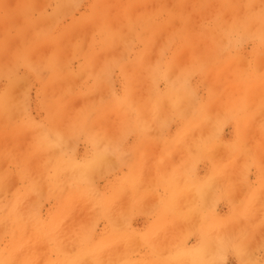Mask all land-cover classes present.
I'll return each instance as SVG.
<instances>
[{
  "label": "rangeland",
  "instance_id": "obj_1",
  "mask_svg": "<svg viewBox=\"0 0 264 264\" xmlns=\"http://www.w3.org/2000/svg\"><path fill=\"white\" fill-rule=\"evenodd\" d=\"M12 1L0 0L6 264H91L97 256L116 262L121 239L94 247L90 240L107 229V208L122 187L135 198L128 226L134 264H144L138 259L162 241L181 252L178 264H200L202 242L191 245L206 227L210 245L218 244L210 246L217 250L209 251L210 264H264V0ZM202 177L210 204L216 207L217 194L226 201L224 216L201 215L200 204L188 202L189 213L200 215L178 219L184 222L174 242L169 219L153 211L146 223H134V209L172 180L188 182L179 195L202 198ZM232 194L241 201L228 212ZM148 222V236L132 233ZM48 230L60 237L50 246Z\"/></svg>",
  "mask_w": 264,
  "mask_h": 264
},
{
  "label": "crops",
  "instance_id": "obj_2",
  "mask_svg": "<svg viewBox=\"0 0 264 264\" xmlns=\"http://www.w3.org/2000/svg\"><path fill=\"white\" fill-rule=\"evenodd\" d=\"M204 175V174H203ZM205 180L206 179H203L202 178V182H203V185H202V188H203V197L202 198H194L193 199V197H191V196H188L187 197V199H189V200H187L186 199V197L185 196H181L180 195V197H179V204H180V207H178V205H177V201H176V199L178 198V196H176V195H179V189H178V187H180V184L178 183V185L179 186H176L177 188L176 189H178V191L177 190H175V183L177 182H175V180H172V182H171V184H167V185H162L161 187H160V189L159 190H157V194H156V196H154L155 198H153L154 200H152V199H147V200H150V201H145V203L143 204V205H141L140 207H138V208H136V209H134V213L132 214L133 216H135L136 217V220H135V224L136 223H138L139 221H141V223H146V221H149L148 220V218L150 217V214H149V212L150 211H153V213H154V216H158L159 218H160V220L162 221L163 219H169L168 221H169V225H170V232H169V234L171 235V240L173 239V242H174V240H175V238H174V236H176L175 234H177V230L179 229V228H177L178 226H181L182 224L181 223H179V221H178V219L179 218H185V217H198L197 216V214H193L192 213V215L189 213L191 210H188V209H190L189 208V206L187 205L188 203L187 202H191V201H193V203H197L198 202V204H200V205H198V207H199V210H201V212H202V215H205V214H208V216H210V214L209 213H212L213 215L212 216H214V215H216V217H219V216H224L225 214H223V212H226L225 211V209H226V205H225V203H226V201L223 199H220V197L221 196H218V195H215V197H213L214 199H213V204L216 206V207H214V206H212L211 204H210V194L209 193H204V189H206V183H205ZM111 182V181H110ZM114 182V181H113ZM111 182V184H112V186H117L116 184V182ZM175 182V183H174ZM208 186V185H207ZM124 189V188H123ZM124 191L125 190H123V194L121 195L122 196V199L124 198V196L126 197V198H128V196H126V195H124ZM177 191V192H176ZM217 196V197H216ZM174 197H176L175 198V200L173 199ZM182 197L187 201H184L183 199H182ZM191 197V198H190ZM118 198V197H117ZM217 198V199H216ZM241 196H239V195H230V197H229V200H228V202H229V206H227L228 207V212L231 210V212L233 211V209H235V206H236V202H239V201H241ZM121 198H119V200H120ZM129 199V198H128ZM127 199V200H128ZM192 199V200H191ZM197 199V200H196ZM118 200V201H119ZM127 200H124V201H126V202H123V200H121V204H123V205H126V207L125 206H123V205H121L120 204V202H117L116 200L115 201H112V203H118V204H113V210H111V211H109V206H108V208H107V212H109L108 213V217L110 218L111 217V224H110V222L108 223V226H107V229H99V230H97L96 232H95V234H94V236H93V239H92V243H91V245L94 247V245L95 246H98L99 244H100V240H102V239H104V238H106V240H108V239H112V240H114L113 242H115L116 240H117V242H119L118 240L119 239H121V256H122V258L120 257L119 258V260H117L116 262H114V263H112V264H125V263H127V264H129V263H133V262H131V259H130V257H127V256H129V248H127V247H129V237H130V229H129V220H127V219H129V217H127L128 215L130 216V212H131V210L130 209H128L127 207H130V206H127L128 204V202L130 203V201H128L127 202ZM156 200V201H155ZM176 201V202H173V203H171V201ZM181 200L184 202L183 204H181L182 202H181ZM155 201V203H153ZM222 201V202H221ZM181 202V203H180ZM186 202V203H185ZM125 203V204H124ZM174 203H175V205L178 207H176V206H174ZM120 204V205H119ZM131 204V203H130ZM129 204V205H130ZM185 204H186V206H185ZM153 205V206H152ZM181 205L182 206H184V207H181ZM163 206H164V208H163ZM175 207H176V209H175ZM124 208V209H123ZM181 208H182V210L184 209L185 211H182L181 210ZM128 210V211H126V210ZM173 209H175V211L173 210ZM178 209L180 210L179 212H178ZM123 210H125V211H123ZM122 211V212H121ZM173 211V212H172ZM176 211H177V213H176ZM111 212H113V214H111ZM127 212V213H126ZM157 212H158V215H157ZM184 213V214H182V213ZM192 212V211H191ZM173 213V214H172ZM111 214V215H110ZM176 215V216H175ZM187 215V216H186ZM112 216H114V218H112ZM123 216L125 217V220H121V219H123ZM179 216V217H178ZM117 218V221H118V223L119 222H121L120 224H123V225H119L118 223H117V221H116V218ZM126 217H127V219H126ZM177 217V220L176 221H174L173 219H175ZM119 218H121V219H119ZM115 219V220H114ZM127 220V221H126ZM122 221H124V222H122ZM127 223H126V222ZM175 222V223H174ZM113 224V225H112ZM149 224V222L147 223V226L146 225H143L142 226V228L140 227V226H138V228L137 229H132V233H134V234H143V235H145V236H148L149 234H150V232H151V230H153V229H149L148 228V225ZM115 225H116V227H115ZM120 227H121V229H120ZM146 227V228H145ZM172 228V229H171ZM174 228V229H173ZM177 228V229H176ZM122 229H124L123 231H122ZM133 230H134V232H133ZM203 230V234H202V237L199 239V237H195V242L191 245L193 248H194V246H195V243H197V242H199L200 240H201V242H202V244H201V246H202V252H203V254H204V257H202V260H201V262H200V264H203L205 261H208V262H205L206 264H210L209 263V259H208V257H206V252L208 251V248H207V246L208 247H210V239H211V237H209V235H210V233H209V227L207 228L206 227V229H202ZM127 231V232H126ZM120 232V233H119ZM105 233V234H104ZM122 234H123V236H122ZM125 234V235H124ZM51 236V237H50ZM97 236V237H96ZM211 236V235H210ZM49 237L51 238V239H53V237L54 236H52V234H51V232H50V230H48V236H47V239H48V245L50 246V242L49 241H51L50 239H49ZM124 237H126V239L124 238ZM199 239V240H198ZM204 242H203V241ZM116 242V243H117ZM123 242V243H122ZM206 242V243H205ZM209 242V243H208ZM126 243V244H125ZM172 243V242H171ZM61 244L62 245H64L65 244V242H63V241H61ZM164 245V246H163ZM160 244L159 245V247H154L153 249H154V251H148V250H146L145 251V253H144V256L141 258V259H139V260H142L143 261V263L144 264H178V260H177V257H175L176 255H177V250H175L176 248H175V245L174 244H172L171 246L173 247H167L165 244ZM163 247H165V248H163ZM195 247H197V246H195ZM205 247V248H204ZM162 248V249H161ZM204 248V249H203ZM117 249H119V248H117ZM128 249V250H127ZM160 249V250H159ZM107 250H108V248H107ZM112 250H113V248H112ZM162 250V251H161ZM206 250V251H205ZM173 251V252H172ZM124 252V253H123ZM171 252V253H170ZM209 252V251H208ZM166 253V254H165ZM176 253V254H175ZM123 254H124V256H123ZM149 254V255H148ZM153 254V255H152ZM173 254V255H172ZM175 254V255H174ZM152 255V256H151ZM207 255H208V253H207ZM169 256V257H168ZM171 257V259H169ZM123 258H124V260H123ZM126 258V259H125ZM152 259V260H151ZM60 260V259H59ZM96 261L94 262V263H92V264H111V262H110V259L107 257V256H105V257H103V261H99V259L96 257V259H95ZM126 260H128V261H126ZM176 260V261H175ZM61 261V260H60ZM110 263H109V262ZM203 261V262H202ZM103 262V263H102ZM169 262V263H168ZM204 263V264H205ZM218 263H220V262H218ZM221 264V263H220Z\"/></svg>",
  "mask_w": 264,
  "mask_h": 264
},
{
  "label": "bare ground",
  "instance_id": "obj_3",
  "mask_svg": "<svg viewBox=\"0 0 264 264\" xmlns=\"http://www.w3.org/2000/svg\"><path fill=\"white\" fill-rule=\"evenodd\" d=\"M11 1H12V0H10V2H11ZM13 1H14V0H13ZM13 1H12V2H13ZM186 9H187V8H186ZM6 13H7V12H6ZM53 13H54V12H53ZM169 14H170V13H169ZM143 16H144V15H143ZM177 18H178V17H177ZM195 18H196V17H195ZM173 19H174V18H173ZM158 20H160V19H158ZM208 20H209V19H208ZM171 21H172V20H171ZM177 21H178V20H177ZM159 23H160V22H159ZM157 24H158V23H157ZM58 25H59V24H58ZM160 25H161V24H160ZM160 25H159V28H160ZM167 25H168V24H167ZM157 26H158V25H157ZM151 28H152V27H151ZM148 29H149V28H148ZM145 31H146V30H145ZM200 31H201V30H200ZM149 32H150V31H149ZM263 33H264V32H263ZM140 37H141V36H140ZM141 38H142V37H141ZM172 38H173V37H172ZM145 39H146V38H145ZM143 40H144V39H143ZM144 41H145V40H144ZM171 43H172V42H171ZM197 57H198V56H197ZM195 59H196V58H195ZM86 60H87V59H86ZM167 63H168V62H167ZM82 64H83V63H82ZM234 64H235V63H234ZM211 66H212V65H211ZM72 67H73V66H72ZM210 68H211V67H210ZM206 72H207V71H206ZM258 72H259V71H258ZM178 73H179V72H178ZM205 74H206V73H205ZM159 78H160V77H159ZM83 79H84V78H83ZM111 81H113V80H111ZM236 82H238V81H236ZM227 83H228V82H227ZM244 83H245V82H244ZM14 84H15V83H14ZM163 84H164V83H163ZM11 85H12V84H11ZM231 85H232V84H231ZM218 86H219V85H218ZM10 87H11V86H10ZM15 88H16V87H15ZM165 88H166V87H165ZM251 88H252V87H251ZM13 89H14V87H13ZM98 91H99V90H98ZM188 91H189V90H188ZM82 92H83V91H82ZM90 94H91V93H90ZM154 95H155V94H154ZM162 95H163V94H162ZM111 96H112V95H111ZM153 97H154V96H153ZM249 97H250V96H249ZM109 98H110V97H109ZM109 98H108V99H109ZM5 99H6V97H5ZM110 99H111V98H110ZM233 99H234V98H233ZM14 100H15V99H14ZM106 100H107V99H106ZM5 101H6V100H5ZM6 102H7V101H6ZM178 102H180V101H178ZM208 102H209V101H208ZM208 102H207V103H208ZM218 102H219V101H218ZM8 103H11V102H8ZM176 103H177V102H176ZM197 103H198V102H197ZM1 104H2V103H1ZM6 104H7V103H6ZM177 104H179V103H177ZM7 105H8V104H7ZM9 105H10V104H9ZM135 105H136V104H135ZM180 105L182 106V104H180ZM0 106H1V105H0ZM2 107H3V106H2ZM172 107H173V106H172ZM178 107H179V106H178ZM6 108H7V107H6ZM13 108H14V107H13ZM149 108H150V107H149ZM96 109H97V108H96ZM137 109H138V108H137ZM193 110H195V109H193ZM263 110H264V109H263ZM201 113H202V112H201ZM107 114H108V113H107ZM196 114H197V113H196ZM196 114H195V115H196ZM201 115H202V114H201ZM221 115H222V114H221ZM199 116H200V115H199ZM205 117H206V116H205ZM205 117H204L203 119H205ZM207 117H209V116H207ZM218 117L220 118V116H218ZM192 118H193V116H192ZM214 118H215V117H214ZM219 118H218V119H219ZM175 119H176V118H175ZM210 119H211V118H210ZM210 119L208 118V121H211V120H212V119H211V120H210ZM197 120H198V119H197ZM213 120H214V119H213ZM213 120H212V121H213ZM236 120H237V119H236ZM214 121H215V120H214ZM197 122H198V121H197ZM257 122H258V121H257ZM113 123H114V122H113ZM181 123H182V122H181ZM203 123H204V122H203ZM206 123H208V122H206ZM111 124H112V123H111ZM183 124H184V123H183ZM198 124H199V123H198ZM210 124H211V123H210ZM249 124H250V123H249ZM202 125H205V124H202ZM206 125H207V124H206ZM206 125L204 126V128L206 127ZM208 126H210V125H208ZM208 126H207V127H208ZM102 127H103V126H102ZM181 127H182V126H181ZM171 128H172V127H171ZM194 129H196V126L194 127ZM194 129H193V131H194ZM202 129H203V127H200V128H199V130H202ZM90 130H91V129H90ZM166 130H167V129H166ZM179 130H180V129H179ZM179 130H178V131H179ZM197 130H198V129H196V131H197ZM199 130H198V131H199ZM251 130H252V129H251ZM46 131H47V130H46ZM178 131H177V133H178ZM204 131H206V130H204ZM94 132H95V131H94ZM170 132H171V131H170ZM172 132H173V131H172ZM157 133H158V132H157ZM193 133H194V132H193ZM199 133H200V132H199ZM207 133H208V131H207ZM253 133H254V132H253ZM83 134H84V133H83ZM151 134H152V133H151ZM153 134H154V133H153ZM189 134L191 135V133H189ZM202 134H203V132H202ZM101 135H102V134H101ZM130 135H131V134H130ZM130 135H129V136H130ZM185 135H186V137H187L188 132H187V134H185ZM195 135H196V137H197V134H195ZM162 136H163V135H162ZM204 136H205V134H204ZM253 136H254V135H253ZM256 136H257V135H256ZM173 137H174V135H173ZM183 137H185V136H183ZM193 137H195L194 134H193ZM257 137H258V136H257ZM107 138H108V137H107ZM182 139H183V138H182ZM184 142H185V141H184ZM251 142H252V141H251ZM132 143H133V142H132ZM123 144H124V143H123ZM130 144H131V143H130ZM91 145H92V144H91ZM101 145H102V144H101ZM207 145H208V144H207ZM134 146H135V145H134ZM230 146H231V145H230ZM50 147H51V146H50ZM129 147H130V146H129ZM256 147H257V146H256ZM204 148H205V147H204ZM214 148H215V147H214ZM226 148H227V147H226ZM239 148H241V147H239ZM231 149H232V148H231ZM110 150H111V149H110ZM215 150L217 151L218 148L215 149ZM126 151H127V150H126ZM234 151H235V150H234ZM194 152H195V151H194ZM211 152L214 153V151H211ZM240 152H241V151H240ZM215 153H216V152H215ZM48 154H49V153H48ZM117 154H118V153H117ZM117 154H116V155H117ZM239 154H240V153H239ZM118 155H119V154H118ZM213 155H214V154H213ZM221 155H222V154H221ZM129 156H130V155H129ZM133 156H134V155H133ZM158 156H159V155H158ZM217 156H218V155H217ZM109 157H110V156H109ZM170 157H171V156H170ZM213 157H214V156H213ZM125 158H126V156H125ZM164 158H165V157H164ZM168 158H169V157H168ZM171 158H172V160H173V159L176 158V157H171ZM166 159H167V158H166ZM237 159H238V158H237ZM237 159H236V161H237ZM90 160H91V158H90ZM141 160H142V159H141ZM157 160H158V158H157ZM160 160H161V159H160ZM105 161H106V160H105ZM155 161H156V160H155ZM158 161H159V160H158ZM239 161H240V160H239ZM248 161H249V160H248ZM149 162H150V161H149ZM149 162H148V163H149ZM161 162H164V163H165L166 160H165V161H161ZM214 162H215V161H214ZM249 162H250V161H249ZM261 162H262V161H261ZM113 163H115V162L113 161ZM141 163H142V162H141ZM151 163H152V161H151ZM153 163H155V162H154V159H153ZM234 163H235V162H234ZM238 163H239V162H238ZM85 164H86V162H85ZM102 164H104V163L102 162ZM144 164H147V162H144L143 165L140 164L142 168H144V167L146 166V165H144ZM155 164H158V162L155 163ZM159 164H160V163H159ZM170 164H171V163H170ZM87 165H88V164H87ZM114 165H116V164H114ZM160 165H162V163H161ZM160 165H159V166H160ZM241 165H242V164H241ZM50 166H51V165H50ZM113 167H114V166H113ZM152 167H153V166H152ZM155 167H156V166H155ZM101 168H103V166H102ZM115 168H116V167H115ZM187 168H188V166H187ZM232 168H234V167H232ZM81 169H82V167H81ZM156 169H157V168H156ZM181 169H182V168H181ZM238 169H239V168H238ZM79 170H80V169H79ZM101 170H103V169H101ZM206 170H207V168H206ZM177 171H179V170H177ZM225 171H226V169H225ZM171 172H172V171H171ZM205 172H206V171H205ZM74 173H75V172H74ZM80 173H81V172H80ZM173 173H175L174 170H173ZM196 173H197V170H196ZM76 174H77V173H76ZM109 174H110V173H109ZM175 174H176V173H175ZM218 174H219V172H218ZM224 174H225V173H224ZM176 175H177V174H176ZM176 175H175V176H176ZM189 175H190V174H189ZM221 175H222V173H221ZM221 175H220L219 177H221ZM226 175H227V174H226ZM180 176H181V175H180ZM201 176H202V175H201ZM222 176H224V175H222ZM230 176L233 177V176H232V173H231ZM75 177H76V176H75ZM177 177H178V176H176V178H177ZM224 177H226V176H224ZM224 177H223V178H224ZM70 178H71V177H70ZM72 178H73V176H72ZM76 178H77V177H76ZM95 178H96V177H95ZM138 178H139V177H138ZM202 178H203V177H202ZM213 178L215 179L216 177H213ZM217 178H218V177H217ZM228 178H229V174H228ZM228 178H227V179H228ZM122 179H123V178H122ZM129 179H130V177H129ZM172 179H173V178H172ZM178 179H179V177H178ZM178 179H176V180H178ZM183 179H184V177H183ZM183 179H182V180H183ZM195 179H197V178L195 177ZM124 180H125V179H124ZM127 180H128V179H127ZM127 180H125V181H127ZM135 180H136V179H135ZM139 180L141 181V178H139ZM139 180H138V181H139ZM180 180H181V179H180ZM186 180H187V179H186ZM211 180H212V179H211ZM230 180H231V178H230ZM218 181H220V180H218ZM221 181H223V180H221ZM132 182H133V181H132ZM135 182H136V181H135ZM143 182H144V181H143ZM175 182H176V181H175ZM175 182H174V183H175ZM181 182H182V185L180 184V187H178V189L180 188L179 191L185 189V187L183 186V184H184L183 182L186 183L187 181H184V180H183V181H181ZM213 182H214V180H213ZM187 183H188V182H187ZM187 183H186V184H187ZM199 183L201 184L200 181H199ZM210 183H211V182H210ZM217 183H220V182H217ZM122 184H123V183H122ZM153 184H154V183H153ZM175 184H176V185H175V190L178 191V189H176V188H177L176 186H179V185H178V181H177ZM214 184H215V185H219V184H216V181H215ZM95 185H96V184H95ZM123 185H124V184H123ZM136 185H137V184H136ZM138 185H139V183H138ZM138 185H137V186H138ZM145 185H146V184H145ZM202 185H203V184H202ZM215 185H214V186H215ZM185 186H187V185H185ZM159 187H160V186H159ZM219 187H220V186H218V188H219ZM119 188H120V187H119ZM139 188H140V189H139L140 191H141V189H143L142 187H139ZM146 188H147V187H146ZM193 188H194V187H193ZM193 188H192V192H193V190H194ZM206 188H207V187H206ZM115 189H116V187H115ZM122 189H123V187H122ZM129 189H131V186L129 187ZM188 189H191L190 186H189V188H188V187L186 188V190H188ZM208 189H209V186H208ZM212 189H214L213 186H212ZM117 190H118V189H117ZM123 190H124V189H123ZM125 190H126V189H125ZM127 190H128V189H127ZM127 190L124 191V192L126 193ZM186 190H185V191H186ZM130 191H131V190H130ZM136 191H138V190L135 189V193H136ZM144 191H145V190H143V192H144ZM177 191H176V192H177ZM188 191H189V190H188ZM188 191H187V193H189ZM208 191H209V190H208ZM210 191H211V190H210ZM210 191H209V192H210ZM213 191H214V190H213ZM213 191H211V192H213ZM117 192H118V191H117ZM128 192H129V190H128ZM150 192H151V191H150ZM214 192H215V191H214ZM131 193H132V191L130 192V194H131ZM140 193H141V192H140ZM154 193H155V192H154ZM154 193H153V194H154ZM185 193H186V192H185ZM196 193H197V192H196ZM196 193H195V194L192 193V194H194V196H196ZM219 193H220V192H219ZM59 194H60V193H59ZM114 194H115V193H114ZM121 194H123V193H121ZM127 194H128V193H127ZM127 194H126V196H127ZM145 194H146V193H145ZM147 194L150 195L151 193L147 192ZM147 194H146V195H147ZM190 194H191V193H190ZM190 194H189V195H190ZM209 194H210V193H209ZM128 195H129V194H128ZM149 195H148V197H149ZM155 195H156V194H155ZM183 195L185 196V194H183ZM199 195H200V194H199ZM199 195H198V196H199ZM207 195H208V194H207ZM217 195H218V194H217ZM36 196H37V194H36ZM130 196H131V195H130ZM130 196H129L128 198H130ZM176 196H178V198L176 199V201H177L178 203H177L176 201H174L176 197L173 198L174 200L171 201V203L176 202L177 205H178V207H180V204H179V201H180V200H179V197H180V195H176ZM190 196H192V195H190ZM209 196H210V195H209ZM218 196H219V195H218ZM34 197H35V196H34ZM104 197H105V196H104ZM120 197H121V199L119 200V197L117 198L116 196H114V199L111 200V201H115V200H116L117 202H120V204H121V200H123V202H126V201H124V200H127V199H128V198H126L125 196H124L123 199H122V196H121V195H120ZM152 197H154V195H152ZM185 197H186V199H187L188 196H185ZM112 198H113V197H112ZM115 198H117V199H115ZM131 198H132V196H131ZM136 198L138 199V197H136ZM154 198H155V197H154ZM190 198H191V197H190ZM34 199H35V198H34ZM95 199H96V198H95ZM109 199H110V198H109ZM134 199H135V198H134ZM134 199H133V201H134ZM142 199H143V198H141V200H142ZM182 199H183L184 201H186L183 197H182ZM216 199H217V198H216ZM118 200H119V201H118ZM152 200H154V199L152 198ZM187 200H189V199H187ZM191 200H192V199H191ZM196 200H197V199H196ZM107 201H108V199H107ZM111 201H110V202H111ZM128 201H131L130 203L133 202V201L130 200V199H128L127 202H128ZM155 201H156V200H155ZM155 201H154V202H155ZM67 202H68V201H67ZM181 202H182V203H181ZM181 202H180L181 204L184 203L182 200H181ZM186 202H187V201H186ZM186 202H185V203H186ZM221 202H222V201H221ZM130 203L128 202V203H127V204H128L127 206L132 205V204H130ZM141 203H142V202H141ZM187 203H188V202H187ZM111 204H112V205H111ZM113 204L115 205V204H118V203H116V202H115V203H109V205L112 207V208H109V211L113 210ZM120 204H119V205H120ZM124 204H125V203H124ZM129 204H130V205H129ZM136 204H137V206H138V201H137ZM139 204H140V203H139ZM37 205H38V204H37ZM121 205H123V204H121ZM133 205H134V204H133ZM183 205H184V204H183ZM82 206H83V205H82ZM123 206L126 207V205H123ZM174 206H176L175 203H174ZM185 206H186V204H185ZM139 207H140V205H139ZM176 207H177V206H176ZM176 207H175V209H176ZM178 207H177V208H178ZM181 207H184V206L181 205ZM127 208L130 209V207H127ZM133 208H134V207H133ZM163 208H164V206H163ZM7 209H8V208H7ZM123 209H124V208H123ZM175 209H173V210L175 211ZM89 210H90V209H89ZM91 210H92V209H91ZM125 210H126V209H125ZM125 210H123V211H125ZM176 210H177V209H176ZM181 210H182V208H181ZM188 210H189V209H188ZM190 210H191V209H190ZM193 210H194V209H193ZM81 211H82V210H81ZM126 211H128V210H126ZM179 211H180V210L178 209V212H179ZM182 211H185V210L183 209ZM84 212H85V211H84ZM121 212H122V211H121ZM172 212H173V211H172ZM85 213H86V212H85ZM108 213H109V212H108ZM126 213H127V212H126ZM176 213H177V211H176ZM181 213H182V212H181ZM194 213H195V212H193V214H194ZM19 214H20V212H19ZM94 214H95V213H94ZM106 214H107V213H106ZM111 214H113V212H111ZM111 214H110V215H111ZM172 214H173V213H172ZM177 214H178V213H177ZM182 214H184V213H182ZM195 214H196V213H195ZM96 215H97V214H96ZM150 215H151V214H150ZM157 215H158V212H157ZM191 215H192V213H191ZM198 215H199V214H197V216H198ZM201 215H202V214H201ZM21 216H22V215H21ZM89 216H90V215H88V217H89ZM105 216H107V215H105ZM108 216H109V215H108ZM175 216H176V215H175ZM186 216H187V215H186ZM4 217H5V216H4ZM127 217H130V216L128 215ZM127 217H126V219H127ZM178 217H179V216H178ZM21 218H23V217H21ZM25 218H26V217H25ZM84 218H86V216H85ZM112 218H114V216H112ZM115 218H116V217H115ZM117 218H118V217H117ZM117 218H116V221H117ZM195 218H196V216L194 217V219H195ZM110 219H111V218H110ZM119 219H121V218H119ZM149 219H150V218H149ZM2 220H3V219H2ZM87 220H88V219H87ZM114 220H115V219H114ZM121 220H125V217L123 216V219H121ZM127 220H129V219H127ZM127 220H126V221H127ZM173 220L176 221V220H177V217H176L175 219H173ZM196 220H198V219H196ZM7 221H9V220H7ZM126 221H125V222H126ZM23 222H24V221H23ZM108 222H109V221H108ZM122 222H124V221H122ZM183 222H184V221H183ZM183 222H180V223H183ZM185 222H186V221H185ZM193 222H194V221H193ZM9 223H10V222H9ZM16 223H17V222H16ZM117 223H118V221H117ZM120 223H121V222H119L118 224H119V225H123V224H120ZM126 223H127V222H126ZM174 223H175V222H174ZM194 223H197V224H198L199 222L195 221ZM110 224H111V223H110ZM197 224H196V225H197ZM38 225H39V224H38ZM47 225H48V224H47ZM47 225H46V226H47ZM112 225H113V224H112ZM145 225H146V224H145ZM148 225H149V224H148ZM46 226H45V227H46ZM146 226H147V225H146ZM206 226H207V225H206ZM14 227H15V226H14ZM39 227H40V226H39ZM80 227H81V226H80ZM108 227H109V226H108ZM115 227H116V225H115ZM178 227H179V226H178ZM178 227H177V228H178ZM48 228L50 229V226H48ZM78 228H79V227H78ZM120 228H121V227H120ZM145 228H146V227H145ZM177 228H176V229H177ZM171 229H172V228H171ZM173 229H174V228H173ZM210 229H211V228H210ZM3 230H4V229H3ZM23 230H24V229H23ZM25 230H26V229H25ZM27 230H28V229H27ZM39 230H40V229H37V231H39ZM43 230H44V229H43ZM67 230H69V229H67ZM123 230H124V229H122V231H123ZM130 230H131V229H130ZM41 231H42V230H41ZM219 231H221V230L219 229ZM219 231H218V236H219V234H222V233H221L222 231H221V232H219ZM14 232H15V231H14ZM20 232H21V231H20ZM22 232H23V231H22ZM25 232H26V231H25ZM25 232H24V233H25ZM35 232H36V230H35ZM45 232H47V231H45ZM50 232H51V231H50ZM78 232H79V231H78ZM83 232H85V231H83ZM126 232H127V231H126ZM130 232H131V231H130ZM133 232H134V230H133ZM12 233H13V232H12ZM28 233H29V232H28ZM39 233H40V231H39ZM119 233H120V232H119ZM34 234H35V233H34ZM36 234H38V233H36ZM52 234H53V233H52ZM93 234H94V233H93ZM104 234H105V233H104ZM130 234H131V233H130ZM133 234H134V233H133ZM17 235H18V233H17ZM22 235H23V234H22ZM30 235H31V234H30ZM38 235H39V234H38ZM38 235H37V236H38ZM41 235H43V234H41ZM56 235H57V234L52 235V236H55V238H57ZM124 235H125V234H124ZM27 236H28V235H27ZM37 236H35V237H37ZM47 236H48V235H47ZM47 236H46V237H47ZM122 236H123V234H122ZM200 236H201V235H200ZM212 236H213V235H211V236L209 235V237H211V239H212ZM218 236H217V237H218ZM220 236H221V235H220ZM220 236H219V237H220ZM33 237H34V236H33ZM50 237H51V236H50ZM50 237H49V239H51ZM96 237H97V236H96ZM152 237H153V236H152ZM22 238H23V237H22ZM55 238H54V239H55ZM59 238H60V237H58L57 240H59ZM124 238L126 239V237H124ZM154 238H155V237H154ZM25 239H26V238H25ZM37 239H38V238H37ZM54 239H52V240H54ZM199 239H200V238H199ZM199 239H198V240H199ZM211 239H210V240H211ZM215 239H216V238H215ZM215 239H214V240H215ZM34 240H36V239H34ZM43 240H45V239L43 238ZM126 240H127V239H126ZM221 240H222V239H221ZM18 241H19V240H18ZM23 241H24V240H23ZM25 241H26V240H25ZM27 241H28V240H27ZM36 241H37V240H36ZM38 241H40V238L38 239ZM60 241H61V240H60ZM88 241H89V240H88ZM90 241H92V240H90ZM120 241H121V240H120ZM137 241H138V240H137ZM200 241H201V240H200ZM202 241H203V240H202ZM215 241H216V240H215ZM235 241H236V240H235ZM34 242H35V241H34ZM34 242H32V243H34ZM41 242H42V241H41ZM43 242H44V241H43ZM116 242H117V240H116ZM159 242H160V241H159ZM172 242H173V241H172ZM203 242H204V241H203ZM23 243H24V242H23ZM26 243H28V242H26ZM57 243L61 246V243H60V242H57ZM79 243H80V242H79ZM117 243H118V242H117ZM122 243H123V242H122ZM169 243H170V242H169ZM205 243H206V242H205ZM208 243H209V242H208ZM216 243H217V242H216ZM216 243H215V244H216ZM11 244H12V243H11ZM38 244H40V243H38ZM41 244H43V243H41ZM58 244H57V245H58ZM125 244H126V243H125ZM159 244H162V245H163V244H165V243L162 241V242H160ZM172 244H173V243H172ZM209 244H210V243H209ZM222 244H223V243H222ZM12 245H13V244H12ZM14 245H16V244H14ZM27 245H28V244H27ZM44 245H45V244H44ZM133 245H134V244H133ZM165 245H166V244H165ZM212 245H214V244H212ZM212 245H210V246H212ZM232 245H233V244H232ZM54 246H55V245H54ZM98 246H99V245H98ZM163 246H164V245H163ZM178 246H179V245H178ZM196 246L198 247L197 244H196ZM217 246H218V244H217L216 246L214 245V247H217ZM11 247H12V246H11ZM55 247H56V246H55ZM62 247H63V246H62ZM62 247H61V248H62ZM76 247H77V246H76ZM171 247H172V246H170V248H171ZM24 248H26V247L24 246ZM68 248H69V247H68ZM70 248H71V244H70ZM78 248H79V247H78ZM97 248H98V247H97ZM99 248H100V247H99ZM127 248H128V247H127ZM163 248H165V247H163ZM172 248H173V247H172ZM175 248H176V247H175ZM177 248H178V247H177ZM194 248H195V246H194ZM204 248H205V247H204ZM204 248H203V249H204ZM207 248H208V251H210V250H209L210 247L207 246ZM212 248H213V247H212ZM31 249H32V248H31ZM42 249H43V248H42ZM45 249H46V248H45ZM58 249H59V248H58ZM101 249H102V247H101ZM161 249H162V248H161ZM189 249H190V248H189ZM197 249H198V248H197ZM197 249H196V250H197ZM17 250H18V249H17ZM40 250H41V249H40ZM95 250H96V249H95ZM104 250H105V249H104ZM121 250H122V249H121ZM127 250H128V249H127ZM159 250H160V249H159ZM175 250H176V249H175ZM191 250H192V248H191ZM213 250H215V249H213ZM41 251H43V250H41ZM70 251H71V250H70ZM102 251H103V250H102ZM129 251H131V250H129ZM161 251H162V250H161ZM178 251H179V250L177 249V252H178ZM183 251H185V249H184ZM194 251H195V250H194ZM205 251H206V250H205ZM208 251L205 253L207 257H208L207 253L209 254ZM211 251H212V250H211ZM211 251H210V252H211ZM215 251H217V250H215ZM215 251H214V252H215ZM6 252H7V251H6ZM6 252H5V253H6ZM28 252H29V251H28ZM172 252H173V251H172ZM186 252H187V251H186ZM214 252H211V253H214ZM220 252H221V251H220ZM35 253H36V250H35ZM38 253H39V251H38ZM69 253H70V252H69ZM123 253H124V252H123ZM170 253H171V252H170ZM179 253H181V252H179ZM179 253H177V254H179ZM195 253H196V251H195ZM30 254L32 255V252H30ZM70 254H71V253H70ZM78 254H79V253H78ZM108 254H109V253H108ZM165 254H166V253H165ZM175 254H176V253H175ZM175 254H174V255H175ZM227 254H228V253H227ZM35 255H36V254H34V256H35ZM38 255H39V254H38ZM53 255H54V254H53ZM59 255H60V254H59ZM95 255H96V253H95ZM120 255H121V254H120ZM129 255H130V254H129ZM148 255H149V254H148ZM152 255H153V254H152ZM152 255H151V256H152ZM172 255H173V254H172ZM183 255H185V254H183ZM183 255H180V256H182V259H185V258H183V257H185V256H183ZM34 256H33V257H34ZM44 256H46V255H44ZM123 256H124V254H123ZM186 256H187V255H186ZM190 256H191V255H190ZM190 256H189V257H190ZM200 256H201V255H200ZM200 256H199V257L197 256V258H200ZM23 257H24V256H23ZM46 257H47V256H46ZM61 257H62V256H61ZM97 257H98V256H97ZM117 257H118V255H117ZM120 257L122 258V256H119V258H120ZM127 257H129V256H127ZM168 257H169V256H168ZM175 257H177V255H176ZM178 257H179V255H178ZM178 257H177V260H178ZM187 257H188V256H187ZM203 257H204V256H203ZM11 258H12V257H11ZM43 258H44V257H43ZM85 258H86V257H85ZM85 258H84V259H85ZM119 258H118V260H119ZM180 258H181V257H179V259H180ZM194 258H195V257H194ZM25 259H26V256H25ZM38 259H39V257H38ZM82 259H83V257H82ZM98 259H99V261L102 260L101 257H99ZM112 259H113V258H112ZM125 259H126V258H125ZM169 259H171V257H170ZM187 259L189 260V258H186V260H187ZM215 259H216V258H215ZM31 260H32V259H31ZM76 260H77V259H76ZM93 260H94V259H93ZM114 260H115V259H114ZM114 260H112V261H114ZM123 260H124V258H123ZM138 260H139V259H138ZM151 260H152V259H151ZM186 260H184V263H185V264H186V262H185ZM94 261H95V260H94ZM102 261H103V260H102ZM126 261H128V260H126ZM175 261H176V260H175ZM179 261H180V260H179ZM182 261H183V260H182ZM182 261H180V262H182ZM31 262H32V261H31ZM33 262H34V261H33ZM43 262H44V261H43ZM65 262H66V261H65ZM80 262L82 263V262H84V260H82V261H80ZM90 262H91V261H90ZM108 262H109V261H108ZM202 262H203V261H202ZM205 262H208V261H205ZM205 262H204V263H205ZM6 263H7V261H6L4 258L0 257V264H6ZM17 263H18V262H17ZM21 263H22V262H21ZM93 263H94V262H93ZM102 263H103V262H102ZM109 263H110V262H109ZM135 263H136V262H135ZM168 263H169V262H168ZM199 263H200V262H199ZM204 263H203V264H204ZM209 263H210V261H209ZM212 263H213V262H212ZM240 263H241V262H240ZM10 264H11V262H10ZM30 264H31V263H30ZM54 264H55V263H54ZM59 264H60V263H59ZM72 264H73V263H72ZM91 264H92V263H91ZM125 264H127V263H125ZM129 264H132V263H129ZM133 264H134V263H133ZM176 264H177V263H176ZM189 264H190V263H189ZM205 264H206V263H205ZM216 264H217V263H216Z\"/></svg>",
  "mask_w": 264,
  "mask_h": 264
}]
</instances>
